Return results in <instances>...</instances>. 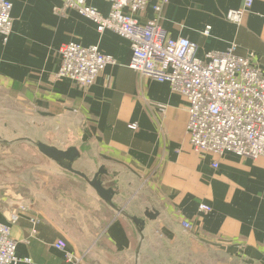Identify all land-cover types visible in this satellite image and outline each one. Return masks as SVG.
<instances>
[{
  "label": "crops",
  "instance_id": "obj_1",
  "mask_svg": "<svg viewBox=\"0 0 264 264\" xmlns=\"http://www.w3.org/2000/svg\"><path fill=\"white\" fill-rule=\"evenodd\" d=\"M244 1L168 0L160 25L172 39L195 42L199 58L235 44L237 54H252L264 69V0H253L240 24L225 17ZM10 2L12 29L6 41L0 34V117L18 113L28 129L46 123L44 139L35 140L75 147L73 168L90 178L104 167L103 184L116 189L117 206L139 218L147 209L158 212L145 219L142 249V235L128 219L35 148L28 172L19 162L2 175L10 183L0 181V222L9 224L16 254L30 258L19 264H72L67 253L81 257L73 264H135L139 250L138 264H264V158L199 156L186 134L185 100L168 83L129 67L127 39L99 33L75 10L58 16L62 0ZM159 2L148 0L139 21L152 19ZM86 4L104 16L110 10L108 0ZM70 41L96 45L116 63L86 88L55 77L58 49ZM201 203L210 211H201ZM58 239L64 250L54 247Z\"/></svg>",
  "mask_w": 264,
  "mask_h": 264
},
{
  "label": "built area",
  "instance_id": "obj_2",
  "mask_svg": "<svg viewBox=\"0 0 264 264\" xmlns=\"http://www.w3.org/2000/svg\"><path fill=\"white\" fill-rule=\"evenodd\" d=\"M108 1L110 10L105 16L86 0H62L54 13L65 16L68 10H75L93 22L99 33L111 30L127 39L131 47L129 67L152 80L168 83L171 91L185 100V130L196 154L218 156L232 152L252 159L264 158V69L253 61L252 54L239 55L236 45L231 44L199 58L195 42L184 37L172 39L161 27L168 0L155 4V16L145 23L136 15L142 14L148 0ZM252 2L245 0L240 8L229 9L226 19L240 24ZM11 10L10 0H0V34L4 41L12 29ZM209 30L207 26L203 33L208 35ZM58 54L60 65L55 77L70 78L84 88L94 84L107 65L116 63L113 56L102 53L96 45L84 46L76 41L62 44ZM129 127L136 129L137 124ZM213 166H217L216 161ZM199 209L210 211L203 203ZM181 225L187 231L194 228L188 220ZM16 244L9 224L0 222V264L30 262V258L16 254ZM66 245L63 239L54 243L60 250ZM80 260L77 254H66L69 263Z\"/></svg>",
  "mask_w": 264,
  "mask_h": 264
},
{
  "label": "water",
  "instance_id": "obj_3",
  "mask_svg": "<svg viewBox=\"0 0 264 264\" xmlns=\"http://www.w3.org/2000/svg\"><path fill=\"white\" fill-rule=\"evenodd\" d=\"M14 142H29L33 144L38 151L43 154L45 157L55 161L60 167L65 169L66 171L75 174L77 176L82 177L88 184L92 186V188L96 191L98 196L105 201L117 214L124 216L126 219H128L141 233L142 235V249L146 246V237L144 238L143 231L145 226V219L154 220L156 216L158 215V212L155 210H145L144 212V218H139L136 216L129 215L126 211H124L123 208L117 206L113 202L114 195L117 194L116 189L109 185L103 184V175L107 174V170L104 167H99L98 170L94 173V175L90 178L85 173H82L78 170H75L73 168V163L76 159L79 158L80 153L75 147H68L65 150H61L57 148L54 145H49L47 143H44L40 140H35L30 137H20L17 138L15 141H6L3 140L2 143L5 146H8L11 143ZM140 250L137 254L136 263L138 264L139 261V255Z\"/></svg>",
  "mask_w": 264,
  "mask_h": 264
},
{
  "label": "rangeland",
  "instance_id": "obj_4",
  "mask_svg": "<svg viewBox=\"0 0 264 264\" xmlns=\"http://www.w3.org/2000/svg\"><path fill=\"white\" fill-rule=\"evenodd\" d=\"M0 118V181L10 183L11 180L8 181L7 178H3L2 175L8 176V173H12V166H15V164L19 162H23L20 171L28 172L30 170V165L27 161L29 159H34L36 147L29 142H14L5 146L2 141H15L20 137L44 139L43 134L50 126L38 121V129L34 125L30 126V129H28L26 127H29V122L20 118L18 113L12 111H7L4 116Z\"/></svg>",
  "mask_w": 264,
  "mask_h": 264
}]
</instances>
